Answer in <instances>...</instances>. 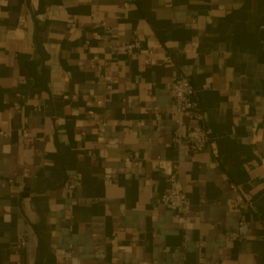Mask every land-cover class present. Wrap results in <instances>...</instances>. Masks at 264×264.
Instances as JSON below:
<instances>
[{
	"label": "crops",
	"instance_id": "obj_1",
	"mask_svg": "<svg viewBox=\"0 0 264 264\" xmlns=\"http://www.w3.org/2000/svg\"><path fill=\"white\" fill-rule=\"evenodd\" d=\"M263 128L264 0H0V264H264Z\"/></svg>",
	"mask_w": 264,
	"mask_h": 264
},
{
	"label": "built area",
	"instance_id": "obj_2",
	"mask_svg": "<svg viewBox=\"0 0 264 264\" xmlns=\"http://www.w3.org/2000/svg\"><path fill=\"white\" fill-rule=\"evenodd\" d=\"M141 47L140 39H135L127 48L118 52L131 53ZM171 93L177 114L186 113L190 119L198 122L187 125L180 116H177L174 119L175 125L172 130V148L177 150L186 145L193 153L203 151L207 146L208 133L202 124L204 110L197 98L193 82L183 74H176L171 81ZM89 113L93 115L94 111L90 110ZM131 156L138 158L140 155L138 151H135ZM159 162L167 181V187L161 194L159 203L171 207L180 214L187 207L188 200L181 180L179 159L175 157L167 166L166 161L159 159ZM25 244L26 241L23 239L18 245L24 247Z\"/></svg>",
	"mask_w": 264,
	"mask_h": 264
},
{
	"label": "water",
	"instance_id": "obj_3",
	"mask_svg": "<svg viewBox=\"0 0 264 264\" xmlns=\"http://www.w3.org/2000/svg\"><path fill=\"white\" fill-rule=\"evenodd\" d=\"M261 143H262V152H263V158H264V128H263Z\"/></svg>",
	"mask_w": 264,
	"mask_h": 264
}]
</instances>
